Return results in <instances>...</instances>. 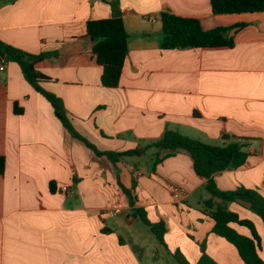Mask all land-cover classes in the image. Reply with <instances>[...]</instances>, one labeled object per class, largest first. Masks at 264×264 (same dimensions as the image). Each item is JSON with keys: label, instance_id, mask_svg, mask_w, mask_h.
Wrapping results in <instances>:
<instances>
[{"label": "crops", "instance_id": "crops-1", "mask_svg": "<svg viewBox=\"0 0 264 264\" xmlns=\"http://www.w3.org/2000/svg\"><path fill=\"white\" fill-rule=\"evenodd\" d=\"M118 2L129 38L115 88L101 84L86 29L88 21L112 16L110 0H0V41L32 55L54 53L35 65L48 78L40 85L62 101L74 129L98 151L134 150L165 130L210 145L225 142L224 135L229 142L240 138L245 164L216 173L215 184L264 197V12L214 15L210 0ZM162 12L197 18L205 30L233 27L234 45L162 49ZM0 80V264H175L176 250L195 264L201 243L217 264H244L232 244L212 233L214 221L202 212L210 198L206 180L187 152L154 171L150 163L148 172L141 167L154 148L112 163L69 134L17 63L9 61ZM133 180L134 207L150 222L165 223L167 249L149 247L131 230L138 217L122 187L131 189ZM214 204L251 219L263 235L260 219L243 206ZM116 208L121 212L111 214Z\"/></svg>", "mask_w": 264, "mask_h": 264}, {"label": "trees", "instance_id": "trees-1", "mask_svg": "<svg viewBox=\"0 0 264 264\" xmlns=\"http://www.w3.org/2000/svg\"><path fill=\"white\" fill-rule=\"evenodd\" d=\"M110 5L112 16L88 21L86 29L87 35L95 41L92 52L97 64L102 67L101 84L106 88H115L119 85L122 68L128 55L129 34L120 14L118 0H110ZM210 5L214 15L264 12V0H210ZM161 23L160 47L165 50L233 47L234 45L233 38L228 36L233 27H216L205 30L197 18L178 16L169 12L161 13ZM0 55L5 57L8 62H15L19 65L25 80L51 103L56 116L72 137L82 140L97 155L106 156L112 163H116L122 157L141 156L147 150L154 148L157 150L151 165V169L154 171L155 166L165 158L173 156L179 151L187 152L192 159L196 175L206 180L204 188L210 198L203 202L202 212L214 221L212 233L232 244L244 264H264V258L261 255L264 253V197L256 190L243 186L230 191H221L217 188L213 178L216 173L234 170L245 164L248 154L243 150V140L236 138L229 142L230 137L224 135L225 142L220 145H210L177 131L165 130L158 140L146 146L126 152H100L74 129L62 101L40 85L42 80L48 78L38 72L35 65L54 53L32 55L0 41ZM4 169L5 159L0 157V174L4 172ZM50 186L53 190L52 184ZM135 187V180H133L131 189L122 187L133 212L137 214V217L141 219L158 242L167 249L164 241L165 223L163 221L150 222L143 208L134 207L136 197L133 191ZM214 199L226 203H238L256 215L262 223L263 235L259 234L251 219L241 218L238 213L229 210L226 206L214 204ZM233 224L246 228L249 235L239 233L232 227ZM200 248L202 254L195 264H217L206 254L204 243L200 244ZM171 255L175 264H190L178 250Z\"/></svg>", "mask_w": 264, "mask_h": 264}, {"label": "rangeland", "instance_id": "rangeland-1", "mask_svg": "<svg viewBox=\"0 0 264 264\" xmlns=\"http://www.w3.org/2000/svg\"><path fill=\"white\" fill-rule=\"evenodd\" d=\"M155 154L153 155V150L150 151V153L148 155L145 156L143 162L145 163L143 165L142 170L148 172V168H149V164L153 162V160L155 159L157 150H154ZM151 168V167H150ZM131 230H133L137 235L140 236V238H143L145 240L146 245H148L149 247H151L152 242L157 246V249H159L160 251V244L158 242V240L155 238V236L149 231V229L142 223L140 218H137L134 221V225L133 227H131ZM142 239V241H144ZM141 259L144 260V258L141 255Z\"/></svg>", "mask_w": 264, "mask_h": 264}, {"label": "built area", "instance_id": "built-area-1", "mask_svg": "<svg viewBox=\"0 0 264 264\" xmlns=\"http://www.w3.org/2000/svg\"><path fill=\"white\" fill-rule=\"evenodd\" d=\"M7 63H8V61L6 60V58L0 55V73L5 71ZM0 85H2L1 80H0ZM170 190L173 193L175 198H180L183 195L181 188L176 186V185H173V184L170 185ZM61 191L65 194H67L70 192V189H69V187L63 186L61 188ZM120 212H121V210L119 208H116L111 212V214L117 215Z\"/></svg>", "mask_w": 264, "mask_h": 264}, {"label": "water", "instance_id": "water-1", "mask_svg": "<svg viewBox=\"0 0 264 264\" xmlns=\"http://www.w3.org/2000/svg\"><path fill=\"white\" fill-rule=\"evenodd\" d=\"M91 40H93L94 41V39L93 38H91ZM137 215L136 214H133V217H136Z\"/></svg>", "mask_w": 264, "mask_h": 264}]
</instances>
